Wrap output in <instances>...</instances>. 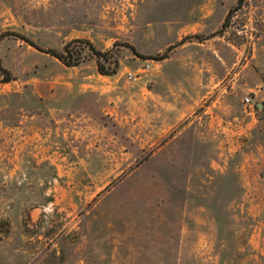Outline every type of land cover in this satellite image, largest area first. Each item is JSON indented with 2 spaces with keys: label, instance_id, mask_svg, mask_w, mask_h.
Segmentation results:
<instances>
[{
  "label": "rangeland",
  "instance_id": "rangeland-1",
  "mask_svg": "<svg viewBox=\"0 0 264 264\" xmlns=\"http://www.w3.org/2000/svg\"><path fill=\"white\" fill-rule=\"evenodd\" d=\"M237 1L0 0V264H264V0Z\"/></svg>",
  "mask_w": 264,
  "mask_h": 264
},
{
  "label": "trees",
  "instance_id": "trees-1",
  "mask_svg": "<svg viewBox=\"0 0 264 264\" xmlns=\"http://www.w3.org/2000/svg\"><path fill=\"white\" fill-rule=\"evenodd\" d=\"M241 5L242 0H238L234 9H239ZM193 37L201 39V37L197 35ZM20 39L26 41L29 45L38 49L39 51L49 54L51 57L57 59L66 67H75L82 63L86 57H94L97 65V71L100 75L113 76L119 70L120 64L114 48L109 51H101L88 40H74L67 43L63 47L62 51L54 49L41 50L37 45L33 44V42H30L29 40H26L24 37L21 36ZM119 46H121V44H115V47ZM125 47L133 51L136 56H139L138 52L132 46L126 45ZM165 58L166 56L162 55L155 59L163 60ZM9 80V76H5L4 82H8Z\"/></svg>",
  "mask_w": 264,
  "mask_h": 264
},
{
  "label": "built area",
  "instance_id": "built-area-1",
  "mask_svg": "<svg viewBox=\"0 0 264 264\" xmlns=\"http://www.w3.org/2000/svg\"><path fill=\"white\" fill-rule=\"evenodd\" d=\"M129 79H130V76H129ZM250 99H245V102L247 103V104H250Z\"/></svg>",
  "mask_w": 264,
  "mask_h": 264
},
{
  "label": "water",
  "instance_id": "water-1",
  "mask_svg": "<svg viewBox=\"0 0 264 264\" xmlns=\"http://www.w3.org/2000/svg\"><path fill=\"white\" fill-rule=\"evenodd\" d=\"M261 105H259V107H260Z\"/></svg>",
  "mask_w": 264,
  "mask_h": 264
}]
</instances>
